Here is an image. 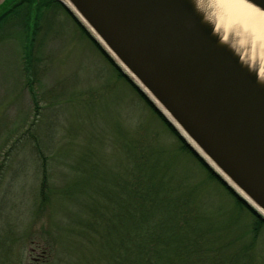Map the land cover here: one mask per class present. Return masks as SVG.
<instances>
[{
  "label": "rangeland",
  "instance_id": "rangeland-1",
  "mask_svg": "<svg viewBox=\"0 0 264 264\" xmlns=\"http://www.w3.org/2000/svg\"><path fill=\"white\" fill-rule=\"evenodd\" d=\"M46 14L32 73L25 72L20 30L9 24L0 33V264H42L36 243L53 236L65 264H96L95 234L69 237L61 221L69 208L87 215L78 205L89 200L87 191L89 205L106 204L115 178L128 179L133 140L193 194L221 245L228 239L246 254L240 264H264V226L208 176L62 7ZM43 157L56 189L82 182L70 201L54 197L45 209L39 207Z\"/></svg>",
  "mask_w": 264,
  "mask_h": 264
},
{
  "label": "water",
  "instance_id": "water-1",
  "mask_svg": "<svg viewBox=\"0 0 264 264\" xmlns=\"http://www.w3.org/2000/svg\"><path fill=\"white\" fill-rule=\"evenodd\" d=\"M10 1L0 0V15ZM59 1L264 220V52L238 23L215 0ZM244 1L264 12V0Z\"/></svg>",
  "mask_w": 264,
  "mask_h": 264
},
{
  "label": "trees",
  "instance_id": "trees-1",
  "mask_svg": "<svg viewBox=\"0 0 264 264\" xmlns=\"http://www.w3.org/2000/svg\"><path fill=\"white\" fill-rule=\"evenodd\" d=\"M62 7L74 19L86 36L98 47L106 59L114 66L119 76L124 78L158 116L170 132L180 141L182 147L192 154L211 179L218 181L236 202L249 211L258 226H264V220L248 205L239 199L206 163L187 145L180 134L169 124L148 100V98L122 73L107 56L100 45L92 38L74 15L59 0H12L0 15V33L5 27L14 25L23 37L24 68L32 73L35 57L34 48L43 29L47 12ZM38 57V56H36ZM30 85V84H28ZM37 148V146H36ZM132 163L126 171L128 179L121 175L112 184V193L106 192V204L94 208L87 201L93 196L85 192L89 200L82 206L87 215L77 216L74 208L64 219L62 227L69 237L74 233L82 236H94L97 246L96 264H240L246 254L236 250L231 243H222V235L204 217V212L194 204L193 194L181 191L178 184L168 174L164 163L154 159L148 148L133 140L129 146ZM47 157L41 158V179L39 207L48 208L54 197L69 199L76 195L75 189L82 183L77 179L66 188L56 189L51 181V170ZM87 180V179H84ZM90 182V180H89ZM92 196L91 197H89ZM108 201V202H107ZM95 209L96 213H91ZM68 210V209H67ZM93 211V210H92ZM87 217V218H86ZM82 224V225H81ZM258 229H255L257 232ZM84 238V237H80ZM36 243L43 258L42 264H65L64 251L55 253L54 236ZM220 244H219V243ZM234 250V251H231ZM69 257V255H68Z\"/></svg>",
  "mask_w": 264,
  "mask_h": 264
},
{
  "label": "bare ground",
  "instance_id": "bare-ground-1",
  "mask_svg": "<svg viewBox=\"0 0 264 264\" xmlns=\"http://www.w3.org/2000/svg\"><path fill=\"white\" fill-rule=\"evenodd\" d=\"M206 0H198L203 7ZM228 20H233L246 36L251 38L264 52V12L244 0H215ZM231 18V19H230Z\"/></svg>",
  "mask_w": 264,
  "mask_h": 264
},
{
  "label": "clouds",
  "instance_id": "clouds-1",
  "mask_svg": "<svg viewBox=\"0 0 264 264\" xmlns=\"http://www.w3.org/2000/svg\"><path fill=\"white\" fill-rule=\"evenodd\" d=\"M213 28L215 29V23H213ZM218 34V33H217ZM230 36H232V33H229L228 35H223V36H220L219 34H218V38L221 40V42H226V41H228L229 39H230ZM241 43H243V41H240Z\"/></svg>",
  "mask_w": 264,
  "mask_h": 264
}]
</instances>
